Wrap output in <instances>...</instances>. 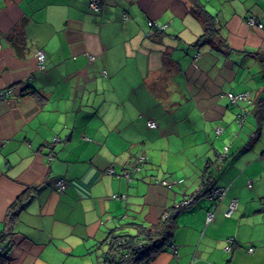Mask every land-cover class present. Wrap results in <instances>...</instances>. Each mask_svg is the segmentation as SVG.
Segmentation results:
<instances>
[{
    "label": "crops",
    "instance_id": "crops-1",
    "mask_svg": "<svg viewBox=\"0 0 264 264\" xmlns=\"http://www.w3.org/2000/svg\"><path fill=\"white\" fill-rule=\"evenodd\" d=\"M90 1L0 0V264H105L109 233L134 235L194 194L175 252L148 264H264V29L246 23L264 26V0Z\"/></svg>",
    "mask_w": 264,
    "mask_h": 264
},
{
    "label": "trees",
    "instance_id": "trees-1",
    "mask_svg": "<svg viewBox=\"0 0 264 264\" xmlns=\"http://www.w3.org/2000/svg\"><path fill=\"white\" fill-rule=\"evenodd\" d=\"M94 1L99 6V3L97 0H91L88 3L89 4ZM90 10V9H89ZM99 10L93 13H98ZM165 25H161L159 27H162ZM164 28H160L159 31H163ZM210 31V30H209ZM204 36L197 39V42H199ZM41 50V49H38ZM43 51V50H41ZM45 55V53H44ZM94 59V56H92ZM45 56L44 61L42 63L43 69L45 66ZM42 69V70H43ZM255 137V133L251 134L250 138L253 139ZM143 162H139L136 158L134 168H138V170L134 169L133 167L130 169H125L124 171H130L133 169L134 171H139V167ZM113 170V169H112ZM123 171V173H124ZM132 172V174H133ZM112 173H115L114 171ZM123 173L121 176H123ZM131 174V179H132ZM124 177V176H123ZM155 181H162L156 179ZM35 187H31L30 189L33 190ZM225 188V187H222ZM30 189H27L26 193L22 196H19L15 201H13L8 208L7 216L12 218L17 212L21 209L22 203L24 200V197L29 192ZM118 196H124L123 199L126 198L125 195H117ZM171 211L166 212L167 216L165 218L162 217L161 221L159 220L158 223L150 226H143V225H134L135 228V234L134 235H128L127 233H121L118 235H115L114 233H109L107 239L104 241L106 252L104 254V262L105 264H139L140 261L143 259L147 260L148 263L154 259L158 254H160L163 249L169 245L172 252H175V248L173 244H170L172 240V232L173 228L175 226V216L176 214ZM6 236V233H2L0 239H3ZM232 238V237H228ZM233 239V238H232ZM234 240V239H233ZM234 245V243H233ZM232 245V246H233ZM3 248L2 246L0 247ZM232 249V248H231ZM113 252L112 258L109 260L108 255ZM230 253V252H229ZM1 255V254H0Z\"/></svg>",
    "mask_w": 264,
    "mask_h": 264
},
{
    "label": "built area",
    "instance_id": "built-area-1",
    "mask_svg": "<svg viewBox=\"0 0 264 264\" xmlns=\"http://www.w3.org/2000/svg\"><path fill=\"white\" fill-rule=\"evenodd\" d=\"M89 9L91 11H98L99 10V6L97 5L96 2L92 1L90 4H89ZM123 20H127V15H123L122 16ZM246 23L251 26V27H254L256 26L257 28L259 29H264V26L263 24H261L260 22H258L255 18L253 17H248L247 20H246ZM148 26L149 27H152V26H155L152 21H148L147 22ZM160 28H164V26L162 27H157V29L159 30ZM44 52L41 51V50H37L36 53H35V58H36V62H37V67L42 70L43 69V61H44ZM91 59H93V57H91ZM5 96V92L4 91H0V99L4 98ZM226 96L227 98L229 99L230 103L234 106H237L238 104L240 103H247V104H250L251 103V97L248 95V93H245V92H240V93H232V92H228L226 93ZM241 117H242V114H239L238 115V118L241 122ZM148 127L149 128H155L156 127V124L153 122V121H148L147 123ZM220 132V129H217L216 130V133ZM227 150L228 148L227 147H224V153L219 155L218 158L219 159H223L225 156H226V153H227ZM139 162H143L145 160V157L143 155H141L140 157L137 158ZM136 170H138V168H134ZM108 173H112L113 170L112 169H108L107 170ZM133 172V169H131L130 171H124L123 173V176L124 178L127 180V181H130L131 180V174ZM157 184H161V185H167L168 182L166 180H162V181H155ZM65 181L62 180V179H59L56 181V189L58 192H61L65 189ZM226 188H222V187H218V188H213L212 191L209 193L210 195V198L213 197V196H216L219 200H221L224 196H225V193H226ZM196 194L194 195H191V196H184V198L182 200H180L178 203L174 204L173 206V213L177 214L178 211L182 208H186L188 206H190L193 201H194V198H195ZM114 198H124V196H118L117 195H114L113 196ZM235 205H236V202L235 200H231L230 201V205H229V209L228 211L225 213V216L229 217L230 216V213L231 211L235 208ZM215 209H217V204L213 206L212 210L210 211H207L206 212V218H205V224H209L212 220H213V217H214V211ZM167 216V214L165 213L162 217L165 218ZM234 243V240L232 238H226L225 239V244H224V247H223V251L226 252V253H229L231 252V248H232V245ZM249 252H252V248H249L248 249ZM112 254H114L113 252H111L109 255H108V258L109 260L112 258Z\"/></svg>",
    "mask_w": 264,
    "mask_h": 264
},
{
    "label": "rangeland",
    "instance_id": "rangeland-1",
    "mask_svg": "<svg viewBox=\"0 0 264 264\" xmlns=\"http://www.w3.org/2000/svg\"><path fill=\"white\" fill-rule=\"evenodd\" d=\"M240 132H242V131L239 130V128H236V129L233 130L232 133H230V136L233 137V136H235L236 133H240ZM256 133L258 134V132H256ZM243 137H245V138L248 140V142H251V141H252V140L248 139L246 135L243 136ZM259 137H262V138L264 137V129H261V131H260V135H258L257 138H259ZM192 207H193V206H192ZM192 207H191V208H192ZM187 209H190V208H188V207H186V209H183V208H182V211H187ZM124 233H125V232H124ZM223 247H224V246H223ZM169 250L171 251V249H170V247H169V245H168V246H166V247L163 249L162 252L167 251L168 253H171V252H169ZM139 264H148V261L145 260V259H143L142 261H140Z\"/></svg>",
    "mask_w": 264,
    "mask_h": 264
}]
</instances>
